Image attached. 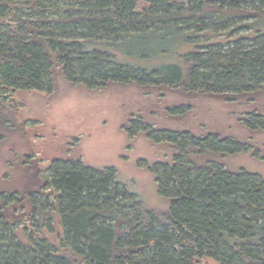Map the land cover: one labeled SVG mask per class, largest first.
Instances as JSON below:
<instances>
[{
  "label": "trees",
  "instance_id": "1",
  "mask_svg": "<svg viewBox=\"0 0 264 264\" xmlns=\"http://www.w3.org/2000/svg\"><path fill=\"white\" fill-rule=\"evenodd\" d=\"M146 2L0 0V125L22 127L13 91L50 92L58 70L87 88L131 82L218 97L264 89V29L239 35L254 30L264 0ZM218 31L234 37L233 44ZM200 36L206 40L196 44ZM140 39L157 48L138 54ZM125 44L133 50H122ZM176 44L196 49L178 53L181 62L141 66L136 60L167 56ZM126 128L130 136L142 131L154 143L173 145V163L151 170L169 209L144 207L116 181L114 167L55 159L25 197L0 190V264H196L204 257L216 264H264V177L227 169L217 159L239 151V141L133 121ZM51 212L61 229L59 246L40 231V225L54 229ZM26 221L37 226L28 243L16 234Z\"/></svg>",
  "mask_w": 264,
  "mask_h": 264
},
{
  "label": "rangeland",
  "instance_id": "2",
  "mask_svg": "<svg viewBox=\"0 0 264 264\" xmlns=\"http://www.w3.org/2000/svg\"><path fill=\"white\" fill-rule=\"evenodd\" d=\"M140 3L147 5L146 0ZM253 19H249L250 22ZM253 25V31L246 29L239 35L248 38L262 31L264 16ZM217 34L227 43L235 41L234 37L227 39L219 31ZM145 40H138L137 43L144 45L137 49L138 54L157 48L151 45L154 42ZM205 40L200 36L194 41L198 44ZM121 49L131 51L133 47L125 44ZM195 49L194 45L178 44L171 54L149 63L145 59L136 60L141 66H155L163 61L181 62L178 53ZM200 49L206 53L209 48L201 46ZM124 53L122 55H129ZM60 72L58 70L50 92L13 91L12 98L19 107L23 125L20 128L0 125V190L25 197L27 192L43 183L55 159H80L96 169L114 167L116 181L127 187L144 207L167 211L171 201L159 193L156 176L151 170L159 162L173 163L174 147L169 141L154 143L142 131L130 136L126 127L131 121L188 130L198 136L211 132L221 138H232L241 143V149L218 156L219 163L233 171L247 170L264 177V89L258 94L218 97L200 89L191 92L179 86L146 87L131 82L87 88L68 81ZM259 114L262 118L252 121ZM51 213L54 229L40 225V231L59 246L61 229L56 213ZM26 225H29L27 221L16 229L18 238L24 243L29 242V234L34 235L37 229L33 222L30 227ZM196 264L216 263L204 257Z\"/></svg>",
  "mask_w": 264,
  "mask_h": 264
}]
</instances>
